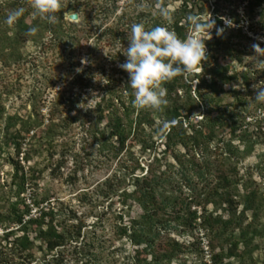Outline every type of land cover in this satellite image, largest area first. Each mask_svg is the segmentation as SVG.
Instances as JSON below:
<instances>
[{
	"label": "trees",
	"instance_id": "1",
	"mask_svg": "<svg viewBox=\"0 0 264 264\" xmlns=\"http://www.w3.org/2000/svg\"><path fill=\"white\" fill-rule=\"evenodd\" d=\"M75 2L69 3V10ZM116 8L117 0H111L105 11L113 13ZM257 8L264 10V0H247V14ZM192 9L189 0H180V5L172 12V24L154 17L146 29L163 26L175 31L180 38H186L190 27L186 18L194 14ZM64 14L62 5L56 13V23L39 20L44 30L55 39L65 28ZM124 18L123 13L118 21H129ZM19 23L24 35L30 36L29 29L36 28L38 22L31 20L28 23L20 18ZM135 23H141L140 18ZM220 24L216 20V27ZM125 26L124 23L120 27L117 22L107 27L108 40H122L129 24ZM68 47L72 52V42L68 43ZM206 47L207 59L200 72L194 73L189 80L192 82L196 78L194 90L191 82L183 77L165 83L168 103L161 110L134 106V90L128 86L127 73L125 81H121L120 91L115 93V97L110 96L96 111L90 133L99 142L101 151L116 157L128 145H139V155L130 156L133 164L121 163L118 173L103 181L105 190L101 193L105 197L117 196L123 206L116 234L118 239L127 238L134 247V264H186L192 253L199 264H231L228 263L230 259H236V264H264V257L262 260L253 257V253L260 248L255 239H264V224L261 221L264 194L257 187H250L253 182L244 179L238 170L239 160L248 155L250 147L240 149L232 144L231 139L221 145L216 143L219 129L240 125L247 116L233 109H220L226 93L224 86L241 78L244 88L248 89L249 74L246 71L231 72L229 64L221 62L220 59L233 56L232 47L223 34L217 37L216 31L212 30V39L208 40ZM231 94L242 104L241 111L244 112L246 97L236 89H232ZM253 102L256 103L255 98ZM199 105L205 108L204 114L201 119L192 121V112ZM4 110L0 104V123L3 120L0 152L11 148L17 159L9 155L6 157L12 172L7 197L0 206V264H32L34 240L39 241L40 249L52 253L48 264H62L65 254L59 248H64L71 241L77 242L81 225L60 228V223H55L58 210L52 206L43 207L44 200L37 198L35 193L25 196L30 177L20 161L28 162L30 152L40 141L52 143L54 130L58 128L53 121L55 110L44 128H41L43 117L35 118L34 112L26 118L18 114L4 117ZM102 121L104 123L100 128ZM158 140L163 147L160 151H157ZM147 152L149 161L146 166L141 165L139 159ZM169 158L175 163L169 162ZM175 174L180 178L173 177ZM129 185L131 189L127 188ZM133 205L140 210L136 217H130ZM34 208L36 215H32ZM124 215L128 216L126 220ZM201 230L207 239L208 261L203 260L204 250L197 241L201 239L197 234ZM184 235L194 240L185 245L179 240ZM73 250L79 253L77 245ZM43 261L47 264L45 259ZM92 261L90 258L87 262L93 264Z\"/></svg>",
	"mask_w": 264,
	"mask_h": 264
},
{
	"label": "rangeland",
	"instance_id": "2",
	"mask_svg": "<svg viewBox=\"0 0 264 264\" xmlns=\"http://www.w3.org/2000/svg\"><path fill=\"white\" fill-rule=\"evenodd\" d=\"M189 1L194 14L207 19L211 13L213 19L221 22L218 28L224 29L223 35L233 51L231 58L220 59L221 62L228 63L231 72L246 71L249 74L248 89L244 88L241 78L224 86L226 93L220 109H233L247 116L240 125L219 129L216 143L221 145L231 139L232 144L240 149L250 147L248 155L239 160L238 170L244 179L253 182L250 187H257L264 194V103L253 102L257 90L254 86H264V51L258 49L256 52L253 48L254 44H258L264 49V10L257 8L247 14V0ZM72 2L74 0H62L65 28L55 39L39 22L41 18L35 14L31 0H0V104L5 109L4 117L18 114L26 118L31 112L35 113V118L43 117L41 128L53 117L52 111L55 110L53 121L58 128L54 130L52 143L40 141L30 152V160L20 161L30 177L25 196L35 193L37 198L44 200L43 207L52 206L58 210L55 223H60V228L81 225L77 242L71 241L64 248H59L65 254L62 264H88L90 258L93 264H134V247L127 238L118 239L116 234L118 216L123 212V206L117 196L105 197L101 193L105 190L103 181L118 173L121 163L133 164L130 156L139 155V145H128L120 155L113 157L107 151L100 150L99 142L93 138L90 130L98 107L101 108L110 96L115 97V93L121 89V81L127 78V72H120L122 69L119 65L127 60L123 53L128 47L127 37L133 22L140 18L147 27L154 17L166 21L160 15L159 8L166 7L172 13L180 5V0H117L113 13L105 11L111 0H76L72 10H69L68 5ZM21 7L25 9L20 17L23 21L38 22L35 34L24 35L19 29L20 18L13 25L5 23L7 15ZM70 13H77L78 20H70ZM123 13L124 19L129 21H118ZM224 18L231 20L232 25H226ZM117 22L120 27L125 23V28L129 24V28L122 40L110 42L106 29ZM191 33L190 26L188 36ZM70 42L74 47L72 52L68 47ZM192 77L193 74L186 81L191 82ZM191 85L194 90L196 78L192 79ZM232 89L246 97L244 112L241 111L242 104L233 98ZM204 111L205 108L199 105L192 112L191 120L201 119ZM103 123H99L100 128ZM158 143L157 151H160L163 147L160 140ZM179 150L183 151L182 148ZM7 155L17 159L11 148L0 152V206L7 197L12 172ZM148 158V152L143 154L139 159L141 165L146 166ZM168 160L175 163L172 158ZM173 177L180 178L177 174ZM127 188L132 187L129 185ZM35 210L32 211L36 215ZM129 213L130 217H136L140 210L133 205ZM127 218L124 215V220ZM261 221L264 224V211ZM203 232H197L201 238L197 241L204 250L203 260L208 261L209 248ZM179 240L187 245L194 239L184 235ZM34 243L32 264H43V259L46 262L51 259V252L40 249L38 240H34ZM255 243H259L260 248L253 253V257L262 260L264 239H255ZM75 245L79 253L74 252ZM80 250L85 253L84 256ZM229 261L231 264L237 263L236 259ZM186 264H199V260L192 253Z\"/></svg>",
	"mask_w": 264,
	"mask_h": 264
},
{
	"label": "clouds",
	"instance_id": "3",
	"mask_svg": "<svg viewBox=\"0 0 264 264\" xmlns=\"http://www.w3.org/2000/svg\"><path fill=\"white\" fill-rule=\"evenodd\" d=\"M35 14L48 22L56 23V13L62 7V0H31ZM24 8L11 11L5 23L13 25L24 14ZM160 15L170 25L174 22L172 13L166 7L159 8ZM187 22L192 27L191 35L180 38L177 33L163 26H156L150 30L142 23L131 26L129 43L125 53L127 60L119 67L129 74V87L134 90V106L145 109L161 110L167 105V88L164 84L177 77L188 79L202 68L207 59L206 41L212 39V30L217 37L224 32L223 28L216 27V20L211 13L207 19L198 14L188 15ZM226 25L232 21L224 18ZM37 32V28L29 29L28 34ZM253 48L257 52L261 49L258 44ZM254 95L257 103H264V86L257 88Z\"/></svg>",
	"mask_w": 264,
	"mask_h": 264
},
{
	"label": "water",
	"instance_id": "4",
	"mask_svg": "<svg viewBox=\"0 0 264 264\" xmlns=\"http://www.w3.org/2000/svg\"><path fill=\"white\" fill-rule=\"evenodd\" d=\"M68 18L70 19V20H78V18H79V16H78V14L77 13H70L69 15H68Z\"/></svg>",
	"mask_w": 264,
	"mask_h": 264
},
{
	"label": "built area",
	"instance_id": "5",
	"mask_svg": "<svg viewBox=\"0 0 264 264\" xmlns=\"http://www.w3.org/2000/svg\"><path fill=\"white\" fill-rule=\"evenodd\" d=\"M34 212H36V210H35ZM32 215H35V214L33 213V211H32Z\"/></svg>",
	"mask_w": 264,
	"mask_h": 264
}]
</instances>
